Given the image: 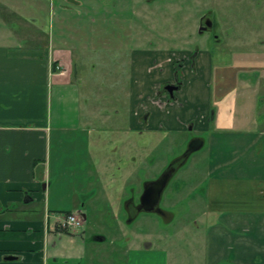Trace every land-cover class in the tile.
<instances>
[{
  "label": "rangeland",
  "instance_id": "1",
  "mask_svg": "<svg viewBox=\"0 0 264 264\" xmlns=\"http://www.w3.org/2000/svg\"><path fill=\"white\" fill-rule=\"evenodd\" d=\"M81 2V6H75L65 0H0V43L14 45L26 39L27 45L39 48L34 52L6 48L0 50V61L39 60L43 65L46 57H52L45 51L48 38L72 48L80 112L93 140L91 166L102 171L92 169L94 177L86 192L71 191L66 181L53 178L61 215L82 204L86 199L82 195L93 190L96 194L87 196L90 199L85 208L90 212L89 222L81 231L79 227L63 232V239L57 242L58 249L50 243L47 247L51 258L47 263L163 264L159 251H169L179 264H197L196 250L202 252L205 246L207 249V242L214 234L218 237L245 234L242 227L234 229L230 223H244L251 215L212 209L234 207L230 200L242 198L239 192L236 196L237 185L213 181L211 166L219 164L216 158L219 149L228 158L230 153L233 155L229 158L233 163L232 174L264 175V156L259 154L260 143L264 142V0ZM206 13H211L219 23L218 39L211 37L210 32L199 31L200 17ZM198 49L197 71L189 68L182 71L186 84L177 93V99L168 102L159 97L156 87L169 74L170 62L153 69L155 62L166 56L169 59L170 54L176 59ZM207 63L212 70L205 68ZM27 75L32 79L38 77L33 70ZM257 79L260 84H256ZM1 82L0 96H6V105L10 106L11 101L23 104L22 108L10 111L11 115L26 118L14 124H32L34 118L30 114H37L34 110L40 104L39 79L35 85L8 78ZM4 106L0 105V111L11 109ZM201 106V110L197 109ZM209 107L217 108L213 121L207 116ZM147 109L152 115L147 126L150 130L143 136L136 130L128 131L134 112L138 110L143 116ZM192 122L195 124L190 128ZM162 124L164 128L158 127ZM195 137H204L205 145L193 151L187 163L179 167L161 202V208L174 215L172 220L167 221L155 212L138 211L133 219L127 215L122 205L124 198L135 196L139 200L142 185H137L138 180H129L125 192L120 196L116 193L114 187L122 184V175L126 173L124 164L119 168L118 159L129 163L137 156L136 164L142 165L139 170L143 178L148 171L142 158L148 153L152 158L149 172L158 177L167 164L189 148ZM253 137L254 153H243L245 143ZM117 140L122 144L127 140L122 155L118 153L120 144L114 145ZM143 140L151 141V147L146 148ZM112 172L118 173L117 178H113ZM43 180L50 182L45 177ZM135 183L137 191L132 194ZM214 187L219 199L225 201L222 205L212 202L209 191ZM233 188L235 191L231 193ZM42 192L40 188L34 201L21 205L23 208L14 214L1 216L0 220L44 221L45 204L38 197ZM116 213L120 216L117 221ZM97 234L105 235L107 240L96 241ZM254 234L257 236V231ZM52 235L59 239L58 234ZM148 251L154 256L149 257ZM220 254L226 258L231 250L223 246ZM54 255L60 258L57 263Z\"/></svg>",
  "mask_w": 264,
  "mask_h": 264
},
{
  "label": "crops",
  "instance_id": "2",
  "mask_svg": "<svg viewBox=\"0 0 264 264\" xmlns=\"http://www.w3.org/2000/svg\"><path fill=\"white\" fill-rule=\"evenodd\" d=\"M69 3L75 6L83 4L81 0ZM27 41L23 39L14 45L0 43V50L18 48L34 52L39 49L36 46L27 45ZM46 47L48 48L45 51L52 54V59L46 57L43 65H40L39 60L0 61V82L2 79L8 78L14 82L27 80L28 84L35 85L38 78V87L40 85L38 98L40 104L34 110L38 113L30 114L34 118V122L28 126L14 124L26 118L10 114V111L15 108H22L21 101L16 103L11 101L10 106H7L6 96H0V105L11 107L10 110L1 109L0 111V217L8 213L14 214L15 211L23 208L21 205L34 201L40 188L43 192L38 197L45 204L44 221L37 219L32 221L0 220V264H48V259L51 257L50 249L47 246L54 242V249H58V247L51 228H47L46 212L57 213L58 207L61 206V202L57 199L58 188L53 186V178L66 181V186L71 191L86 192L94 177L92 169H98L96 166H91L90 156L94 151L91 148L93 140L89 135L90 127L86 122L83 123L80 112L79 86L73 77V50L63 44L59 45V42L56 44L49 38ZM174 57L172 55V61L175 60ZM149 61L152 62L151 59ZM166 61L168 58L163 57L158 64L161 65ZM54 65H60L62 71H55ZM209 67L210 63L205 66V68ZM29 70H33V73L37 72L38 77L34 79L28 77ZM258 81L260 79H257L256 84L259 83ZM253 82L255 81L253 80ZM223 85L225 88L227 87V84ZM135 113L136 111L132 120L133 127L137 124ZM151 120L152 117L150 122ZM154 129H157V126ZM254 140L253 137L245 143V147L242 149L243 153L250 151L254 153L256 144ZM261 146L259 154L264 156V142ZM68 151H70L69 158H67ZM216 158H218L219 164L212 165L214 183L227 182L230 186L237 185L236 196L239 192L242 198L230 200L235 203L234 207L219 206L212 209L249 212L251 215L246 217L244 223L238 221L230 223V227L234 229L242 227L245 234L241 236L236 234L230 237L224 234L218 237L214 234L207 242V249L205 246L202 252L196 250L194 259L198 261L197 264H223L222 261H225V264H264V175L232 174L230 169L233 163L229 158L232 159L233 155L230 153L228 158L226 153L220 149ZM215 163L217 162L215 161ZM44 177L45 181L50 179L47 188H44L46 186V182H43ZM232 191H235L234 188L231 193ZM209 195L212 197L213 203L222 205V202H225L216 195V187L210 188ZM83 207L85 208V206ZM74 208L75 206L70 211L73 212ZM118 219V214H115L114 220ZM234 219L235 217H233ZM255 231H257V236L254 234ZM62 239L60 237L59 240ZM226 245L233 254L225 258L220 254V249ZM148 252L149 257L154 256V253ZM159 252L161 261L162 257L164 259L163 264H179L171 258L169 251ZM11 255L15 258L8 259L7 257ZM54 257L55 263H57L60 258L55 255Z\"/></svg>",
  "mask_w": 264,
  "mask_h": 264
},
{
  "label": "flooded vegetation",
  "instance_id": "3",
  "mask_svg": "<svg viewBox=\"0 0 264 264\" xmlns=\"http://www.w3.org/2000/svg\"><path fill=\"white\" fill-rule=\"evenodd\" d=\"M68 2H74L76 0H65ZM199 31L200 32H210L211 37H214L215 39H218V35H216V30L219 27V23L217 21V19L211 14V13H206V14H202L200 17V21H199ZM200 51L198 50H193L190 51V53H184L182 55V57H178L176 58L174 61L171 60L172 54H170V59H168V61L170 63H168V61H166V63L169 64V74L165 75L163 77V79L161 80L160 83L157 84V94L159 97H164L165 99H167L168 102H173L174 100L177 99V93L182 90L186 84V81L182 80V76L181 73L182 71H186L187 68H189L190 71H197V57L199 55ZM169 55V54H167ZM167 57V56H166ZM74 61H72V65H73V71H74ZM55 66V65H54ZM160 67H164L163 64L159 65L158 62H155V65L152 66V68H160ZM212 66L210 65V70H212L211 68ZM151 68V67H150ZM55 71L57 72H61L62 68L60 65H56L54 68ZM74 77V76H73ZM75 78V77H74ZM248 82V81H245ZM157 99V98H156ZM155 99V101H156ZM203 107H198L197 109H202ZM197 109H195L194 111H197ZM199 110V111H200ZM209 112L207 113V116H209V120H215L216 119V107H209L208 108ZM148 113L145 115H141L140 112L137 110L136 111V126L133 127L132 122L130 123V126L128 127V131H137L138 135L143 136L145 132L149 131L150 129H148L149 127L148 124L149 119H151L150 117H152L151 111H149L147 109ZM206 116H204L203 118H205ZM194 122H192V124H190V128L194 127ZM160 128H164L163 124L159 126ZM157 130V129H155ZM154 130V131H155ZM217 134V132L215 133ZM215 139L214 135H213V140ZM116 144H120L118 147V153H120L122 155V153L126 150L124 147V144L127 142V140H123V143L121 142V140H117L115 141ZM206 143V140L204 139V137H195L189 145V148L180 156H178L177 158H175L174 161H172L170 164H167L166 166V170L164 171V173L158 177H156V175H152V173L149 172V169L152 166V158L150 157V155H148V153H145L144 157L142 158L143 160H145L143 162V164L146 163L147 166V173L144 175L143 178H140V170L139 167L142 166H137V160L138 157L134 156L132 158V162H127V161H123L122 158H119L118 162L121 163L119 168L123 167V164L125 165L124 169L125 170V174L122 175V184L115 186L114 190L116 191V193L120 196L122 195L125 191L126 188V182L129 180H138L140 185H142V188H140L139 193H140V198L139 200L134 198H124L125 200V205L124 203H122L126 214L129 215L132 219L136 217L137 212L141 211V212H155L160 216H164V218L167 221H171L173 218V214L166 210L161 208V202L163 199V195L165 192V189L167 188V186L169 185L170 181L172 180V178L175 176V174L177 173L179 167L181 165H184L187 163L188 159L191 156V153L193 151H196L197 149H200L201 147H203ZM143 145L146 148H150L151 147V141H146L143 140ZM261 145V143H260ZM111 151L114 150V146H112ZM113 153V152H112ZM117 165V164H116ZM212 168V166H211ZM99 169H97L98 171ZM100 171V170H99ZM102 172V171H100ZM214 174L213 168L211 169V173L210 174ZM112 174L114 175L113 178H117L116 175H118V173L116 172H112ZM155 176V177H154ZM153 177V178H152ZM156 182V183H155ZM134 183V182H133ZM139 185V186H140ZM44 188H47V183L46 186ZM146 190L150 191V198L147 199L146 202L142 203V196L144 194V192ZM137 191V186L135 183V186L132 187V194H135ZM110 190L108 189V193L110 194ZM96 191L93 190V192L91 194L88 195H82V197H85L86 199H83V203L75 206V208L73 209L74 211H68L66 213V215H61L60 211H58L57 213H50L49 211L46 212V224H47V228H51V233H55L59 235V239L60 237H62V233L63 232H70L73 229L76 230L77 228L80 227L81 231L83 229L84 226H86L85 224H87V222H89V215L90 213L86 210V208H84L83 206L86 205V202L88 199L87 196L89 195H95ZM80 196V195H79ZM91 196V197H92ZM28 198H30V196H28ZM123 201V200H122ZM149 209V210H144V209ZM119 216V213H116ZM73 216L75 221L73 223H69V217ZM52 218V219H51ZM120 219V216H119ZM118 219V220H119ZM117 221V220H116ZM95 240L96 241H100L105 239L104 241L107 240V237L105 235L102 234H97V236H95ZM55 240L56 243L58 242V240ZM103 241V242H104ZM52 244L54 245L55 243L52 242Z\"/></svg>",
  "mask_w": 264,
  "mask_h": 264
},
{
  "label": "water",
  "instance_id": "4",
  "mask_svg": "<svg viewBox=\"0 0 264 264\" xmlns=\"http://www.w3.org/2000/svg\"><path fill=\"white\" fill-rule=\"evenodd\" d=\"M156 183V182H155ZM150 191L149 190H146L142 196V203L146 202L148 198H150ZM146 200V201H145ZM144 210H149V209H144ZM8 259H14L15 256L11 255V256H8L7 257Z\"/></svg>",
  "mask_w": 264,
  "mask_h": 264
},
{
  "label": "built area",
  "instance_id": "5",
  "mask_svg": "<svg viewBox=\"0 0 264 264\" xmlns=\"http://www.w3.org/2000/svg\"><path fill=\"white\" fill-rule=\"evenodd\" d=\"M75 221L74 217L73 216H70L69 217V223H73Z\"/></svg>",
  "mask_w": 264,
  "mask_h": 264
}]
</instances>
